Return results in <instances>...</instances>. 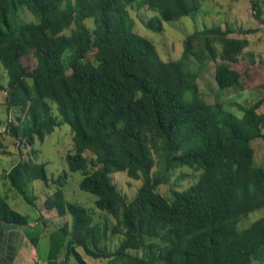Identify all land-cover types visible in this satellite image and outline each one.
<instances>
[{
    "label": "trees",
    "instance_id": "1",
    "mask_svg": "<svg viewBox=\"0 0 264 264\" xmlns=\"http://www.w3.org/2000/svg\"><path fill=\"white\" fill-rule=\"evenodd\" d=\"M202 1L0 0L7 76L0 89L7 109L19 110L9 133L33 144L67 123L68 169L81 172L80 188L114 219L94 221L89 209L67 200L59 175L40 209L70 219L49 234V261L66 245L78 264L87 263L77 247L105 264H264V214L242 225L264 208V166L254 161V142L264 140V94L239 105L238 116L222 101L207 102L198 83L212 62L220 95L242 87L246 68L237 64L247 38L219 25L196 28L178 59L163 60L154 42L133 30L132 9L151 11L144 26L162 32L165 21L193 16ZM250 3L264 22V0ZM183 168L191 170L179 176L190 178L187 186L159 190ZM117 171L141 181L131 198L113 182ZM2 177L29 204L26 181L49 180L44 163L32 158ZM7 199L0 192V221L28 224ZM115 235L122 239L111 248Z\"/></svg>",
    "mask_w": 264,
    "mask_h": 264
},
{
    "label": "rangeland",
    "instance_id": "2",
    "mask_svg": "<svg viewBox=\"0 0 264 264\" xmlns=\"http://www.w3.org/2000/svg\"><path fill=\"white\" fill-rule=\"evenodd\" d=\"M263 4V2H261ZM130 14L133 20V30L151 39L157 49L159 56L163 60L178 59L182 52V41L187 34L194 29L204 26H222L232 29L231 35L246 37L248 44L243 48L242 60L237 64L239 70L246 68L245 75H242L240 84L242 87L235 90L218 93L213 81L214 63L210 62L206 66V71L199 76V85L207 102L222 101L224 106L236 115L240 116L242 111L239 105H248L264 94V22H260L251 9L250 0H204L200 9L193 16H184L170 22L163 23V31L155 32L146 28L143 20L151 16V11L144 9H132ZM264 17V15H263ZM26 19L30 17L26 16ZM89 22V21H88ZM90 23V22H89ZM239 28H242L239 30ZM245 29L252 30L244 32ZM253 60V61H251ZM24 62L34 63L33 58L24 57ZM212 78V79H211ZM7 76L5 70L0 66V84H5ZM6 90L0 89V192L8 199V203L16 211L26 215L29 219L28 226L22 225L30 231L31 235L37 236L36 244L39 263H46L44 254L50 249L49 234L58 227H61L69 219L66 216L60 217L54 210L45 211L40 209L45 196L56 189L54 180L61 175L60 181L63 182L62 191L65 198L69 201H76L85 206L93 215L94 221L104 222L107 220L109 225L114 219L106 212L99 210L95 204V196L80 188L82 174L80 171H70L66 162V153L72 149V133L67 123H61L54 127V130L45 136L43 141L34 140L33 144L25 142L24 138L19 139L9 133L8 122L16 123L19 110L16 107L7 109L5 104ZM54 105V104H53ZM55 112V105L53 106ZM264 108V102L262 104ZM254 161L256 164L264 166V140L259 139L254 142ZM32 158L36 162L44 163L46 175L49 178L46 185L41 180H27L25 187L27 195L34 198L32 204L27 203L17 191L11 187L8 181L2 177L13 164L20 159ZM182 172L190 173L187 168L176 169L169 176L168 182L159 186L160 191L167 192L170 189H179L187 186L191 180L187 177L179 178ZM113 182L118 190L128 198H131L140 185V180L131 179L124 171H117L111 175ZM41 210V211H40ZM42 220H41V215ZM264 214V208L250 212L242 220V225H248L251 221ZM108 217V219H107ZM46 220L45 222L43 221ZM33 219L37 221L36 226H32ZM105 223V222H104ZM38 231H41L38 236ZM121 235L111 238L110 247L118 246ZM87 264H105L106 259L93 258L84 253L81 247L77 249ZM48 257V255H47ZM55 264H78L72 252L67 251L63 245Z\"/></svg>",
    "mask_w": 264,
    "mask_h": 264
},
{
    "label": "crops",
    "instance_id": "3",
    "mask_svg": "<svg viewBox=\"0 0 264 264\" xmlns=\"http://www.w3.org/2000/svg\"><path fill=\"white\" fill-rule=\"evenodd\" d=\"M35 224L37 221L33 219L32 226ZM40 233L38 231V236ZM33 237L37 238L22 225L0 221V264H41L36 249L38 238L32 243ZM48 253L49 250L44 254L46 263L43 264H55V260H48Z\"/></svg>",
    "mask_w": 264,
    "mask_h": 264
}]
</instances>
